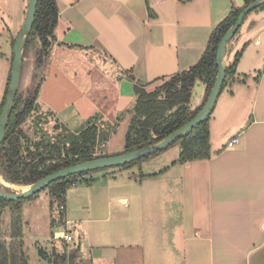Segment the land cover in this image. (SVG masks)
<instances>
[{
    "label": "crops",
    "instance_id": "0c3cea01",
    "mask_svg": "<svg viewBox=\"0 0 264 264\" xmlns=\"http://www.w3.org/2000/svg\"><path fill=\"white\" fill-rule=\"evenodd\" d=\"M56 1L57 41L42 69L46 81L65 57L96 47L113 70L112 78L101 79L114 96L102 97L117 111L134 105L135 81L152 87L196 65L217 26L233 8L245 7L244 0ZM25 2L19 0L18 25L26 19ZM5 15L0 17V37L9 43L14 30L5 19L9 13ZM227 48L226 63L242 48L244 52L211 115L212 157L175 165L179 156L171 162L162 159L144 166V171L138 164L128 193L112 188L107 194V206L116 204L110 211L116 221L111 219L114 224L101 226L93 236L91 224L108 219L78 221L67 210L70 233L77 237L81 223L85 233L79 234V242L74 236V258L70 262L66 253V264H112L118 258L120 264H264V9L248 16ZM62 68L67 71V65ZM206 94V85L198 81L191 102L194 110L204 104ZM75 111L84 119L83 107ZM157 156L153 161L162 157ZM89 206L95 209L92 202ZM53 232L54 228L52 237ZM50 240L47 246L35 245L41 264L53 263L40 257L39 248L47 256L52 248L63 252Z\"/></svg>",
    "mask_w": 264,
    "mask_h": 264
},
{
    "label": "trees",
    "instance_id": "16d2710c",
    "mask_svg": "<svg viewBox=\"0 0 264 264\" xmlns=\"http://www.w3.org/2000/svg\"><path fill=\"white\" fill-rule=\"evenodd\" d=\"M254 1L244 0L245 7ZM244 8L232 9L229 16L213 31L198 63L189 70L155 81V86L152 90H148L152 84H143L134 80V92L136 96L134 116L128 129L123 153L133 152L158 144L190 123L198 115L208 100L218 75L219 68L216 63V54L219 44L227 31L235 25ZM260 9H264V4L248 16ZM58 21L59 6L57 1L38 0L33 32L26 45L27 50L31 46V43H34L36 40H39L41 44L35 56L38 70L46 67L54 44L57 41L55 31ZM15 41L16 39L12 40V52ZM243 52L244 48L235 54L232 63L226 67L227 76L223 89L228 79L235 74L236 66ZM13 60L14 55L12 54V66ZM11 73L8 78L4 99L0 106V116L7 98ZM129 78L134 79L132 76ZM198 81L206 85L207 94L204 104L194 110L191 102L194 88ZM41 86L42 81L39 80L37 85L26 92V94L22 93L19 89L0 153V175L8 184L29 187L39 180L61 170L105 157L101 154L98 155L99 134L103 129L98 126L96 120L89 122L87 127L77 134L69 133L64 136L63 134H59V132L52 141H47L42 136L43 138L40 141L31 142L23 130V125L36 109ZM210 119L211 116L190 134L172 145H180V155L178 160L173 163L174 165L198 160H209L212 157L209 130ZM56 127L59 129L60 126L57 125ZM163 151L138 162L122 166V168H132L138 165L137 163L150 159ZM89 173L91 172H84L59 180L52 183L46 190L50 191L54 202L63 205L67 212L65 196L68 188L77 182H81L82 178L85 179ZM89 182L87 180V183ZM24 201L10 202L0 198V219L2 210L6 207H13L15 212L18 213L11 234L13 241L10 245L3 238L0 230V264H30L29 257L24 249L23 223L21 222V207ZM65 214L63 215L64 219ZM38 252L42 259H47L43 249L39 248ZM73 258L74 253L70 257V262L73 261ZM50 262L53 264H66L68 260L65 254L63 256L54 254V260Z\"/></svg>",
    "mask_w": 264,
    "mask_h": 264
},
{
    "label": "rangeland",
    "instance_id": "374dc122",
    "mask_svg": "<svg viewBox=\"0 0 264 264\" xmlns=\"http://www.w3.org/2000/svg\"><path fill=\"white\" fill-rule=\"evenodd\" d=\"M24 6L28 7L27 0L24 3ZM18 11L19 0H0V17L6 16L5 14L9 13V16L5 19L8 23H10L14 30L13 37L9 43L7 41L8 39L4 36L3 38H1L2 36L0 37V94L2 92L0 97V106L5 95L3 88L5 86L6 91V84L8 83L7 79L12 72V40L17 38L21 27L24 24L23 22V24L18 25L15 20V15ZM40 47L41 44L39 40H36L34 43H31V46L27 50L25 48L20 86L22 93L26 94V92L33 89L39 80L42 81V89L44 81L47 79L43 71L38 70L36 67L35 56ZM3 53L7 59L2 58ZM227 56L228 48L226 52V57ZM79 57H85L86 61L81 60ZM62 62L63 63L61 65L56 66L57 70H53V72H51L44 88L40 92L35 111H33L32 115L23 125L25 134L28 138H30L32 143L40 141L41 138H43L42 136H44L45 140L52 141L56 138L59 132V134H63L64 136L69 133L77 134L79 131L85 129L89 122L96 120L98 126L103 129L99 134L100 143L98 147V155L101 154L105 157H113L123 154L128 129L134 116V105L128 104L125 109L117 111V107L114 104H105V98L102 97V95L112 98L114 93L110 90L111 86H109L106 81L101 79V75L106 76L107 79L110 77L112 78L111 74L113 70L111 69V62H109L102 52L96 47L89 50L86 54L77 53L76 57H65ZM230 63H232V61H228L226 66H229ZM66 65L68 72L62 68ZM58 70L61 71V74L55 75L54 73H57ZM75 73H77V78ZM89 77L92 79L91 84L88 79ZM154 86L155 84L152 87H149L148 90H152ZM110 98L106 97V99ZM71 103H75L74 105L76 109L79 107H83L85 109L86 114L82 112V116H85L83 117L84 119L78 115L75 111L76 109H74V105ZM88 114H90V118ZM93 115L94 117H92ZM57 125L60 126L59 129L56 127ZM179 148L180 145L170 146L163 151L164 155L158 154L157 157L162 156L158 160L156 159V161H153L154 159L152 158L150 161H146L147 163L142 161L137 164H139V166H143L142 168L144 171V166H149V164L153 162H157L162 159L167 162H171L178 158L180 152ZM138 171L139 169H137V165L136 167L127 169L117 167L92 171L88 174V177L86 176L85 179L82 178L81 182H77L74 186H70L68 188L65 197L67 200L66 208L68 206L67 210L69 214L78 219V221H89L87 219H108L106 220L107 223L104 224H91V229L92 231L94 230L92 236L101 226L114 224L113 222L116 220L113 219L114 217L110 211H115L116 204L113 206H107V194L112 190V188L115 193H128L129 184L132 183V175L133 173L138 174ZM87 180L90 182L87 183ZM0 185L4 190L10 193H18L25 190V187L23 186L14 187L15 185H5L2 182H0ZM91 202L95 205L94 210L91 206H89ZM54 205L55 202L50 191L45 190L37 197L25 200L21 207V222L23 223L24 241L27 246L26 253L31 264H38L40 262L37 247L35 245L47 246L50 244L48 241L52 237V229L55 226V223L53 222V216L55 214L53 211ZM88 206L90 208H87ZM121 208L127 212L125 207ZM99 212H102L103 215L98 214ZM17 214L18 213L15 212L13 207H6L2 210L0 230L3 238L9 245L13 241L11 234ZM111 219L113 222H111ZM49 222L51 226H49ZM89 223L92 222L90 221ZM70 227L71 225L69 228ZM78 227L81 234L76 232L77 237L74 234V236L78 238L77 242L80 241L79 234L82 235L85 233L83 231L85 224L81 223ZM88 232L91 233L90 230ZM75 237L70 245H63V252L61 253H57L58 250L52 248L50 250V256L45 254L47 259L49 261H53L54 254L63 256L67 253V256H71L74 251L73 247L76 243ZM81 243L84 242L81 240ZM82 248H84L83 244ZM76 253L77 251H75V254ZM115 263L120 264V259L118 258Z\"/></svg>",
    "mask_w": 264,
    "mask_h": 264
},
{
    "label": "water",
    "instance_id": "95a60500",
    "mask_svg": "<svg viewBox=\"0 0 264 264\" xmlns=\"http://www.w3.org/2000/svg\"><path fill=\"white\" fill-rule=\"evenodd\" d=\"M263 4H264V0H255L253 3L246 6L241 12L235 25L232 26L222 38L216 54V63L218 65L219 71L215 84L204 107L190 123L180 128L179 130H177L176 132H174L173 134H171L170 136H168L167 138H165L156 145L146 147L140 150H136L133 152L123 153L121 155H117L113 157L99 158L93 161L77 164L75 166L61 170L59 172H56L48 177L39 180L32 186L26 187L27 189L22 192L10 193L4 190L3 187L0 185V198L8 200L10 202H17L19 200L30 199L35 195H38L44 190H46L54 182L84 172L117 168L134 162H138L144 158H148L165 150L166 148L178 142L179 139L190 134L194 129H196L200 124H202L207 118H209L213 114L218 98L222 93L223 86L226 81L227 74H226L225 58L229 43L242 27L246 17L251 12L261 7ZM37 7H38V0H28V10H27L26 19L23 26L21 27V30L16 38L13 47L14 60L12 66L11 79H10L7 98L0 116V153H1V146L6 137L10 118L15 107L16 98L21 86L23 63H24V51L27 42L33 32V27L35 24L36 14H37ZM0 178L4 180L1 175Z\"/></svg>",
    "mask_w": 264,
    "mask_h": 264
},
{
    "label": "built area",
    "instance_id": "2783aa9c",
    "mask_svg": "<svg viewBox=\"0 0 264 264\" xmlns=\"http://www.w3.org/2000/svg\"><path fill=\"white\" fill-rule=\"evenodd\" d=\"M235 141H232L230 143V147L233 146ZM74 186V185H73ZM54 232H53V237H52V244L56 246H62L67 244L70 245V243L73 241L74 236L70 233V230L68 227L71 225V222L65 221L63 218V215L65 214V207L61 205L58 202H55L54 208ZM53 215V214H52Z\"/></svg>",
    "mask_w": 264,
    "mask_h": 264
},
{
    "label": "bare ground",
    "instance_id": "6f19581e",
    "mask_svg": "<svg viewBox=\"0 0 264 264\" xmlns=\"http://www.w3.org/2000/svg\"><path fill=\"white\" fill-rule=\"evenodd\" d=\"M0 182H2V183H4L5 185H9L7 182H4L1 178H0ZM11 185V184H10ZM13 185V184H12ZM18 187V185H15L14 187ZM27 188L25 187V190H26Z\"/></svg>",
    "mask_w": 264,
    "mask_h": 264
}]
</instances>
